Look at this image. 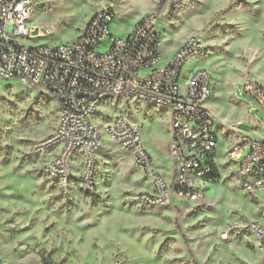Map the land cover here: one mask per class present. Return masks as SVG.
Listing matches in <instances>:
<instances>
[{"label": "rangeland", "instance_id": "374dc122", "mask_svg": "<svg viewBox=\"0 0 264 264\" xmlns=\"http://www.w3.org/2000/svg\"><path fill=\"white\" fill-rule=\"evenodd\" d=\"M110 10L111 35L126 37L143 17H155L163 61L189 37L204 55L184 69L206 70L213 89L206 107L216 125L220 177L191 204L140 209L134 202L150 191L132 157L110 142L99 152L93 190L73 183L64 195L41 173L31 144L50 134L58 105L18 80H0V260L6 264H264L254 236L240 228L264 227V192L240 190L236 168L224 157L238 129L262 139L264 125L240 94L245 81L264 86V0H39L30 23L47 35L19 38L25 47L71 43L93 14ZM38 32V30H37ZM101 50L106 49V43ZM246 106V107H245ZM142 143L154 172L168 182L169 123L159 108L141 106ZM103 118L116 112L100 109ZM97 120V119H96ZM97 123H101L98 120ZM258 128H254L255 126ZM254 126V127H252ZM256 126V127H257ZM223 232L228 240H221Z\"/></svg>", "mask_w": 264, "mask_h": 264}, {"label": "built area", "instance_id": "2783aa9c", "mask_svg": "<svg viewBox=\"0 0 264 264\" xmlns=\"http://www.w3.org/2000/svg\"><path fill=\"white\" fill-rule=\"evenodd\" d=\"M38 7L39 0H0V80H18L58 105L54 129L30 147L42 159L41 173L64 195L73 183L89 193L102 144L110 142L129 154L149 180L150 191L134 199L140 209L199 201L212 178L220 177L216 125H222L206 107L213 96L208 72L193 69L184 76L186 66L202 59V43L189 37L170 60L163 61L154 16L141 18L126 37L116 38L110 31L115 14L104 10L93 14L71 43L25 47L19 38L50 35L30 23ZM104 43L106 49L101 50ZM240 94L250 100L248 107L257 118L264 116L262 84L245 81ZM141 106L159 108L169 116L168 182L154 172L142 143ZM100 109L116 114L105 119ZM239 125L228 129L234 140L224 157L236 168L240 190L255 195L264 192V138L252 137ZM240 230L254 236L264 253V227L253 222ZM228 238V232L220 235L223 241ZM0 264L6 263L0 260Z\"/></svg>", "mask_w": 264, "mask_h": 264}, {"label": "crops", "instance_id": "0c3cea01", "mask_svg": "<svg viewBox=\"0 0 264 264\" xmlns=\"http://www.w3.org/2000/svg\"><path fill=\"white\" fill-rule=\"evenodd\" d=\"M190 65H191V64H190ZM190 65H189V66H190ZM245 107H246V106H245ZM257 119H259L258 121H260V122H261V124H262V125H264V122H262V121H261V120H264V116H263L262 114L258 115V118H257ZM256 126H257V125H256ZM256 126H255V127H254V126H252V127H254V128H256V129H257V128H258V126H257V127H256ZM252 137H253V136H252ZM254 138H255V137H254ZM263 138H264V137H263ZM263 138H262V139H263ZM145 150H146V149H145ZM152 161H153V160H152ZM153 165H154V164H153ZM163 179L166 181V178H163Z\"/></svg>", "mask_w": 264, "mask_h": 264}, {"label": "trees", "instance_id": "16d2710c", "mask_svg": "<svg viewBox=\"0 0 264 264\" xmlns=\"http://www.w3.org/2000/svg\"><path fill=\"white\" fill-rule=\"evenodd\" d=\"M219 179V176L218 175H215V178H212V183H214V182H216L217 180ZM86 195H88V196H93L92 194H90V193H87Z\"/></svg>", "mask_w": 264, "mask_h": 264}]
</instances>
